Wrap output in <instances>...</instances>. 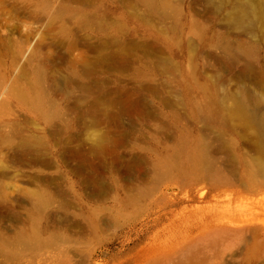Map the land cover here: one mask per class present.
Returning a JSON list of instances; mask_svg holds the SVG:
<instances>
[{"label": "rangeland", "instance_id": "1", "mask_svg": "<svg viewBox=\"0 0 264 264\" xmlns=\"http://www.w3.org/2000/svg\"><path fill=\"white\" fill-rule=\"evenodd\" d=\"M263 125L264 0H0V264H264Z\"/></svg>", "mask_w": 264, "mask_h": 264}, {"label": "bare ground", "instance_id": "2", "mask_svg": "<svg viewBox=\"0 0 264 264\" xmlns=\"http://www.w3.org/2000/svg\"><path fill=\"white\" fill-rule=\"evenodd\" d=\"M234 114L235 115H239L236 111H234ZM240 117H242L241 115H239ZM264 126V125H263ZM259 129L261 130V126L259 127ZM261 136V135H260ZM254 138L256 139V140H258L257 139V136L256 135H254ZM262 142L263 141H255V146H256V148L257 149H261L263 146H262Z\"/></svg>", "mask_w": 264, "mask_h": 264}]
</instances>
